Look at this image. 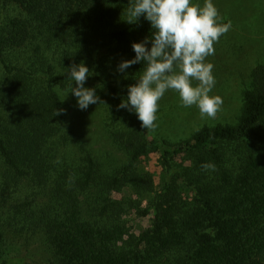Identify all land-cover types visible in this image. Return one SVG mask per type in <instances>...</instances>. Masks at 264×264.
<instances>
[{"label": "trees", "instance_id": "obj_1", "mask_svg": "<svg viewBox=\"0 0 264 264\" xmlns=\"http://www.w3.org/2000/svg\"><path fill=\"white\" fill-rule=\"evenodd\" d=\"M1 2L13 13L0 22V260L16 231L40 234L49 264H264V64L253 70L237 123L206 125L180 142L152 141L137 114L104 109L98 132L127 156L113 165L115 153L97 151L70 120L65 93L76 85L67 71L83 63L84 86L105 104L122 102L146 63L134 64L126 84L118 65L135 57L133 42L153 35L150 21H126L134 0ZM121 122L128 132L113 129ZM150 151L161 156L158 191L137 169ZM183 156L189 166L178 163ZM122 185L137 198H114ZM185 188L194 192L189 203ZM133 210L153 215L139 236Z\"/></svg>", "mask_w": 264, "mask_h": 264}, {"label": "rangeland", "instance_id": "obj_2", "mask_svg": "<svg viewBox=\"0 0 264 264\" xmlns=\"http://www.w3.org/2000/svg\"><path fill=\"white\" fill-rule=\"evenodd\" d=\"M191 2L203 6L205 0H191ZM212 2L222 18L220 21L231 24L230 30L214 44L215 54L206 58V62H211L214 65L215 86L209 94L220 96L223 105L214 119L201 118L196 106L184 107L177 93L171 90L166 91L159 101L155 121L157 127L154 130L144 128L146 137L152 141L159 143L165 140L176 143L189 139L196 131L206 125L237 123L243 110L244 93L253 86V70L256 66L264 64V0H212ZM11 13H13V9L4 8L0 0V22L7 14ZM135 73L136 67L133 64L125 69L124 73L119 72L117 69L115 76L119 82L126 84L128 77ZM142 73L137 76L135 84L138 83V78ZM3 77L4 71L0 66V80ZM99 88H102V86L97 89ZM67 92L65 98L66 105L69 108L70 120L76 122L79 132L83 134L86 142L99 152L107 151L108 148L115 153L109 163L122 166L121 164L127 158L125 150H121L114 141L106 136L108 134L105 133V129L103 131L105 136L98 131L102 126L105 127L102 120L106 116L104 109L123 111L127 119L126 115L130 116L131 111L127 108H118L117 106L121 102L115 101L106 104H99V102L90 104L87 109L81 110L78 107L75 95L71 92L67 94ZM101 92L103 93V90ZM96 106H102V116ZM139 124H141L140 120ZM113 129L117 130L118 133L128 132L126 130L127 124L123 122L116 123ZM141 141L144 142L145 140ZM177 160L178 163L186 166L191 164L190 160L185 159L184 156ZM137 169L140 172H149L154 180L155 191L160 189L163 182V167L159 153L150 151L142 156ZM180 183L183 182L180 181ZM183 193L185 202L189 203L193 200V191L185 188ZM113 197L122 200L126 197L137 198V195L131 192L126 185H122L113 192ZM148 204L146 198L142 202V207H147ZM128 218L132 232L139 236L144 229L152 224L153 215L143 217L136 210H133L129 211ZM51 257L48 245L40 234L25 233L20 236L14 231L8 233L4 257L0 260V264H6L3 261L4 258L10 261L7 264H49Z\"/></svg>", "mask_w": 264, "mask_h": 264}, {"label": "clouds", "instance_id": "obj_3", "mask_svg": "<svg viewBox=\"0 0 264 264\" xmlns=\"http://www.w3.org/2000/svg\"><path fill=\"white\" fill-rule=\"evenodd\" d=\"M142 15L150 21L153 35L143 42H133L135 57L123 60L118 71L124 73L138 62H145L146 67L138 83L128 86L127 98L117 107L134 111L142 128L154 130L159 101L171 90L179 95L182 106H196L201 118L214 119L223 100L209 94L215 86L214 65L206 58L215 54L214 44L230 30L231 24L219 22L222 18L212 0H205L203 6L191 0H134L127 9L126 21L136 23ZM149 39L150 49L146 46ZM67 72L76 85L71 84L68 92L75 95L81 110L90 104L104 103L94 88L84 87L89 76L86 65L72 64ZM62 111L57 110L55 115ZM201 167L215 170L211 163Z\"/></svg>", "mask_w": 264, "mask_h": 264}]
</instances>
